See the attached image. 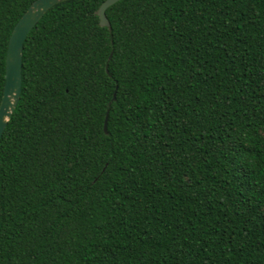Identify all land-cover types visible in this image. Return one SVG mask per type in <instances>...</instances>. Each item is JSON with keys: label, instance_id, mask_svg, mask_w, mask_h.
<instances>
[{"label": "trees", "instance_id": "1", "mask_svg": "<svg viewBox=\"0 0 264 264\" xmlns=\"http://www.w3.org/2000/svg\"><path fill=\"white\" fill-rule=\"evenodd\" d=\"M34 1L0 0V103ZM104 1L25 40L0 264H264V0Z\"/></svg>", "mask_w": 264, "mask_h": 264}, {"label": "water", "instance_id": "2", "mask_svg": "<svg viewBox=\"0 0 264 264\" xmlns=\"http://www.w3.org/2000/svg\"><path fill=\"white\" fill-rule=\"evenodd\" d=\"M66 0H35L15 25L9 39L6 55V82L2 100L0 103V138L13 115L22 92V67L23 49L25 40L30 31L40 19L54 5ZM119 0H105L99 7L97 14L102 27H109L110 22L106 16V10ZM107 132V117L104 126Z\"/></svg>", "mask_w": 264, "mask_h": 264}]
</instances>
